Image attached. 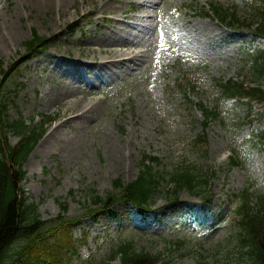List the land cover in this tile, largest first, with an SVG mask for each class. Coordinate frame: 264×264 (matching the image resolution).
Instances as JSON below:
<instances>
[{
  "label": "rangeland",
  "instance_id": "obj_1",
  "mask_svg": "<svg viewBox=\"0 0 264 264\" xmlns=\"http://www.w3.org/2000/svg\"><path fill=\"white\" fill-rule=\"evenodd\" d=\"M55 2L0 0L4 68L25 55L35 32L47 39L43 54L4 84L13 92L10 120L29 125L33 118L38 126L41 115L56 116L23 166L21 190L42 219H55L60 204L68 217L80 215L81 191L94 189L104 198L114 180L135 179L143 155L158 157L154 169L164 174L184 166L215 172L208 204L183 191L179 203L168 206L161 190L147 218L124 204L106 217L85 218L72 232L79 242L73 264H98L120 240L161 254L165 264L201 258L203 264H252L241 256L233 213L243 191L253 204L264 196V150L252 148L253 128L241 124L246 106L225 100L217 88L218 81L244 74L252 20L247 1L76 0L64 13ZM210 4L234 11L244 24L228 27L202 16ZM72 24L75 31L67 28ZM112 42L127 43L105 44ZM182 73L196 82L190 103L172 88ZM254 83L264 90V80ZM199 103L219 112L206 128ZM250 113L262 115L253 106ZM258 127L264 130V116ZM201 134L204 148L194 146ZM8 138L10 145L18 140L12 132ZM230 152L240 164L228 169Z\"/></svg>",
  "mask_w": 264,
  "mask_h": 264
},
{
  "label": "trees",
  "instance_id": "obj_2",
  "mask_svg": "<svg viewBox=\"0 0 264 264\" xmlns=\"http://www.w3.org/2000/svg\"><path fill=\"white\" fill-rule=\"evenodd\" d=\"M249 8L253 13L251 17L257 21L248 24L252 35L248 47V75L264 80V0H250ZM210 12L222 22L237 26L243 24L234 13H228L220 7H211ZM24 45L25 52L34 56L41 54L46 44L45 39L34 33L31 40ZM21 58V61L25 60L23 56ZM15 64L6 71L0 59V264H73L78 244L72 236V231L85 217L101 218L120 203L132 206L140 216L146 217L150 214L152 200L161 190L167 195L169 205L176 204L183 191L202 200L208 197L211 176L207 173L185 167L178 168L173 173L163 174L153 168L154 164L159 165L156 158L143 155L135 179L129 183H123L120 179L114 180L112 191L104 198L94 189L81 191L84 200V212L81 215L68 217V208L60 204V212L55 219L43 220L37 207L28 203L21 190V183L25 178L23 166L56 118L42 116L38 126L33 124V120L27 125L22 118L9 119V95L4 83L10 76L9 73L17 69ZM175 86L185 92L190 90L191 81L183 76L176 81ZM219 88L226 99L245 98L256 103L264 113L263 90L246 88L242 83L232 80L219 84ZM191 89L193 90V86ZM248 105L250 107V104ZM199 107L205 125L217 118L205 107ZM257 121L259 124V119ZM254 130V147L263 148L264 131L258 130L257 126ZM9 132L18 136V141L13 146L8 142ZM200 140L199 138L197 142ZM257 199V203L252 205L246 197L242 198V205L237 209L236 224L243 261L264 264V197ZM160 255L137 250L131 241H119L106 259L98 264L115 260H118L119 264H165ZM197 264H203V259Z\"/></svg>",
  "mask_w": 264,
  "mask_h": 264
},
{
  "label": "bare ground",
  "instance_id": "obj_3",
  "mask_svg": "<svg viewBox=\"0 0 264 264\" xmlns=\"http://www.w3.org/2000/svg\"><path fill=\"white\" fill-rule=\"evenodd\" d=\"M149 1V0H146ZM76 2V0H56L55 2V9L60 12L62 10V12L64 13L66 11V8H68L70 5L74 4ZM54 5V3H53ZM127 42H112V43H105L106 45H111V46H123L125 45ZM115 56V55H113ZM124 58L123 55L121 56V59L119 61V63L124 62Z\"/></svg>",
  "mask_w": 264,
  "mask_h": 264
}]
</instances>
